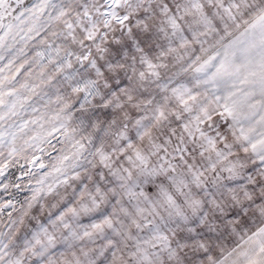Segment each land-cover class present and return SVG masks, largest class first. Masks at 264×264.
<instances>
[{
    "label": "snow or ice",
    "instance_id": "6c2138e0",
    "mask_svg": "<svg viewBox=\"0 0 264 264\" xmlns=\"http://www.w3.org/2000/svg\"><path fill=\"white\" fill-rule=\"evenodd\" d=\"M0 264H264V0H0Z\"/></svg>",
    "mask_w": 264,
    "mask_h": 264
}]
</instances>
